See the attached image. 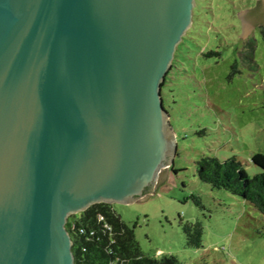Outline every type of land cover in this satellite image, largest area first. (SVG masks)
I'll return each instance as SVG.
<instances>
[{
  "label": "water",
  "instance_id": "95a60500",
  "mask_svg": "<svg viewBox=\"0 0 264 264\" xmlns=\"http://www.w3.org/2000/svg\"><path fill=\"white\" fill-rule=\"evenodd\" d=\"M195 7L0 0V264H75L69 217L143 199L174 164L161 90ZM238 18L245 39L264 0Z\"/></svg>",
  "mask_w": 264,
  "mask_h": 264
},
{
  "label": "rangeland",
  "instance_id": "374dc122",
  "mask_svg": "<svg viewBox=\"0 0 264 264\" xmlns=\"http://www.w3.org/2000/svg\"><path fill=\"white\" fill-rule=\"evenodd\" d=\"M256 6L257 0H196L164 93L177 172L164 170L143 199L113 205L146 255H172L179 264H264V215L197 175L207 156L236 158L250 177L261 173L251 159L264 154V26L241 39L238 18ZM197 221L200 248L188 246L184 232V224Z\"/></svg>",
  "mask_w": 264,
  "mask_h": 264
},
{
  "label": "trees",
  "instance_id": "16d2710c",
  "mask_svg": "<svg viewBox=\"0 0 264 264\" xmlns=\"http://www.w3.org/2000/svg\"><path fill=\"white\" fill-rule=\"evenodd\" d=\"M262 35L264 37V28ZM175 66L174 61L161 90L164 108L168 113L164 93ZM251 160L261 169V173L254 177L248 175L242 163L236 158L221 161L208 156L197 162V175L203 183L241 197L264 215V154H255ZM170 169L177 172L174 166ZM192 199L197 206L203 208L199 197ZM100 217L104 220L101 221ZM106 224L111 230L105 228ZM66 228L73 242L75 264H179L172 255L161 258L146 255L136 239L135 228L122 220L113 205L96 204L83 213L72 215ZM184 232L188 246L196 248L202 246L201 222L184 224Z\"/></svg>",
  "mask_w": 264,
  "mask_h": 264
},
{
  "label": "built area",
  "instance_id": "2783aa9c",
  "mask_svg": "<svg viewBox=\"0 0 264 264\" xmlns=\"http://www.w3.org/2000/svg\"><path fill=\"white\" fill-rule=\"evenodd\" d=\"M100 220L102 221V220H104V218L103 217H100ZM105 228L107 229V230H111V227L109 226V225H105Z\"/></svg>",
  "mask_w": 264,
  "mask_h": 264
},
{
  "label": "flooded vegetation",
  "instance_id": "af4514ba",
  "mask_svg": "<svg viewBox=\"0 0 264 264\" xmlns=\"http://www.w3.org/2000/svg\"><path fill=\"white\" fill-rule=\"evenodd\" d=\"M255 12V11H254Z\"/></svg>",
  "mask_w": 264,
  "mask_h": 264
}]
</instances>
